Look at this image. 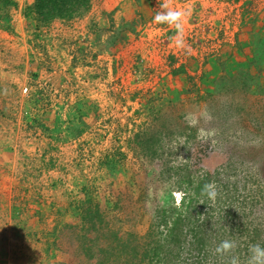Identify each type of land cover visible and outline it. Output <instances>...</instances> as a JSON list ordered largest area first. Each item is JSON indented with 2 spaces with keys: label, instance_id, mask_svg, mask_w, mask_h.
<instances>
[{
  "label": "rangeland",
  "instance_id": "rangeland-1",
  "mask_svg": "<svg viewBox=\"0 0 264 264\" xmlns=\"http://www.w3.org/2000/svg\"><path fill=\"white\" fill-rule=\"evenodd\" d=\"M15 1L12 30L0 27V264L61 259L47 252L49 233L76 221L82 188L94 202L121 198L143 233L170 183L137 135L187 125L197 131L188 148L203 143L208 168L231 164L239 186L229 189L264 246V0H173L190 10L184 50L153 23L162 0H92L48 24L24 18L36 0Z\"/></svg>",
  "mask_w": 264,
  "mask_h": 264
},
{
  "label": "trees",
  "instance_id": "trees-1",
  "mask_svg": "<svg viewBox=\"0 0 264 264\" xmlns=\"http://www.w3.org/2000/svg\"><path fill=\"white\" fill-rule=\"evenodd\" d=\"M91 2L36 0L33 6L25 8L23 16L27 21L37 19L44 24L55 19L69 20L87 12ZM17 8L15 0H0V27L12 30L11 11ZM248 58L254 66L255 54ZM169 123L165 120L164 126ZM196 135L197 131L188 125L167 132L152 128L137 135L141 152L153 161H163L165 182L170 183L169 200L155 201L154 216L147 229L139 233L130 228L131 214L138 216L137 210L126 212L128 207L121 198L113 205L106 199L94 202L87 196L86 188H82L84 196L76 221L56 225L49 233L52 240L47 242V252L55 251L56 256L65 258L55 264H72V261L77 264H226L227 257L215 253L221 241H236L238 247L233 254L238 256L246 249L244 237L257 244L261 234L257 226L252 228L248 224L251 211L247 201L239 198L237 190L229 189L231 164L227 161L208 168L212 157L209 158L204 144H195L192 150L188 148ZM183 152L187 158L181 164L173 163ZM261 167L260 172L264 173V164ZM208 182L217 186L219 194L215 201L200 194ZM238 186V181L231 185Z\"/></svg>",
  "mask_w": 264,
  "mask_h": 264
},
{
  "label": "clouds",
  "instance_id": "clouds-1",
  "mask_svg": "<svg viewBox=\"0 0 264 264\" xmlns=\"http://www.w3.org/2000/svg\"><path fill=\"white\" fill-rule=\"evenodd\" d=\"M153 17V23L157 25H167L173 29L175 34L169 39L174 48L184 50L186 48L185 25L190 16V10L176 8L173 0H162ZM201 196H206L209 200L215 201L218 196V189L215 182L205 183L201 189ZM203 204V202H201ZM238 247L234 240H223L215 248V253L221 257H227L226 264H241L239 256L233 254ZM249 255L245 264H264V246L259 243L249 246Z\"/></svg>",
  "mask_w": 264,
  "mask_h": 264
},
{
  "label": "crops",
  "instance_id": "crops-1",
  "mask_svg": "<svg viewBox=\"0 0 264 264\" xmlns=\"http://www.w3.org/2000/svg\"><path fill=\"white\" fill-rule=\"evenodd\" d=\"M4 74L5 73H3V71L0 70V77H1L0 78V85H6V83L2 80L3 79L2 77L4 76Z\"/></svg>",
  "mask_w": 264,
  "mask_h": 264
}]
</instances>
